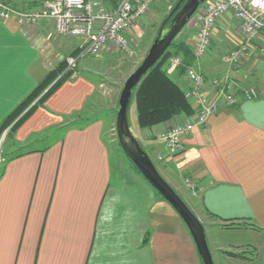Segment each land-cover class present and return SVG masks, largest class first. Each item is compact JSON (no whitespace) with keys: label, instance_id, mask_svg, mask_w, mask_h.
<instances>
[{"label":"crops","instance_id":"0c3cea01","mask_svg":"<svg viewBox=\"0 0 264 264\" xmlns=\"http://www.w3.org/2000/svg\"><path fill=\"white\" fill-rule=\"evenodd\" d=\"M45 1L0 0L32 10ZM119 1L93 0L96 9L115 8ZM241 24L233 13L224 14L206 55L193 58L207 79L227 72L226 56L242 40ZM197 27L192 19L179 43L192 45ZM78 45L51 19L33 25L0 19V125ZM117 54L109 45L82 58L13 133L11 155L0 170V264H203L177 211L107 140V118L83 117L100 92L96 68ZM168 73L186 88L179 71ZM230 76L257 95H241L207 125L196 126L184 151L160 161L159 172L205 225L216 264H264V33ZM164 128L131 126L147 152L158 155ZM187 177L196 180L197 193L187 187Z\"/></svg>","mask_w":264,"mask_h":264},{"label":"built area","instance_id":"2783aa9c","mask_svg":"<svg viewBox=\"0 0 264 264\" xmlns=\"http://www.w3.org/2000/svg\"><path fill=\"white\" fill-rule=\"evenodd\" d=\"M159 1L120 0L115 8L96 9L93 0H46L39 10L16 8L0 2V19L15 18L21 24L31 25L45 18L53 20L59 34L79 39L77 54L66 60V71L75 72L82 58L98 56L109 45L127 58H132L135 52L127 32ZM227 13H233L242 22V40L226 56L229 63L227 73L209 80L197 67L186 64L182 53L170 59L173 66L184 67L187 80L185 92L196 111L176 122H173L174 119L173 123L166 122L160 134L164 152L158 155L159 161H170L182 153L185 137L196 126L207 125L212 116L233 107L241 95L248 98L257 95L253 88L235 85L230 72L245 64L251 46L264 33V0H206L193 16L198 30L191 45L192 53L196 59L206 55L211 46L214 26ZM185 182L192 193H197L195 179L187 177Z\"/></svg>","mask_w":264,"mask_h":264},{"label":"water","instance_id":"95a60500","mask_svg":"<svg viewBox=\"0 0 264 264\" xmlns=\"http://www.w3.org/2000/svg\"><path fill=\"white\" fill-rule=\"evenodd\" d=\"M205 1L186 0L182 5L183 0H179L165 18L146 57L128 77L122 88L119 97V111L117 113V132L125 155L158 193L171 204L187 225L197 246L202 263L216 264L207 239L205 225L199 220L177 190L159 172L147 150L134 135L129 122V111L135 88L162 60L174 40L193 18L199 6Z\"/></svg>","mask_w":264,"mask_h":264},{"label":"rangeland","instance_id":"374dc122","mask_svg":"<svg viewBox=\"0 0 264 264\" xmlns=\"http://www.w3.org/2000/svg\"><path fill=\"white\" fill-rule=\"evenodd\" d=\"M178 2L179 0H160L151 7V9L140 19L139 22H137L131 27V29L129 30L130 35H128V39L135 52L132 58H127L120 52V54L115 55V60L111 61L110 64L108 61L105 68H96L97 72L99 73L97 74L100 82V92L99 95L95 98L94 102L92 100L89 101L87 105V110L85 111V113H83L84 115L83 117L85 118V116L88 115L95 116V115L103 114V116L107 118V121L109 123L108 124L109 127L105 136L111 144H114V146H117L120 150L123 149L119 142V137L117 132V113L119 111V100L118 103L116 101L117 105L115 109L112 110L113 109L112 106L114 104L115 98L116 100L117 98L119 99L122 88L126 80L134 72V70L142 63V61L144 60V58L148 53V50L154 38L156 37V34L161 24L163 23L165 18L170 14L171 10L175 7V5ZM184 30L185 27L182 30V32ZM197 30L198 28L196 29V32ZM175 42L176 43L180 42V35L177 36ZM174 48L175 47L170 49L171 53L164 60L163 66L165 69L168 68L167 69L168 71L170 70L171 71L175 70L177 72L179 71L182 77L186 80L185 71L183 69L184 67L183 66L176 67L170 63V59L174 55L179 54L176 52V49ZM183 56L185 60V55L183 54ZM77 70H78V66L75 71ZM175 118L173 122H176ZM129 122H130V126H133L135 130L139 129L137 122V109L134 102L131 104L130 107ZM163 124H165L166 126V123ZM13 142H14V137L13 134L11 135L10 126H9L5 130L0 132V170L2 169V165L6 161L7 157L11 155L10 147H12ZM149 155L154 161L157 169L160 171L162 164L158 160V154L150 152Z\"/></svg>","mask_w":264,"mask_h":264},{"label":"trees","instance_id":"16d2710c","mask_svg":"<svg viewBox=\"0 0 264 264\" xmlns=\"http://www.w3.org/2000/svg\"><path fill=\"white\" fill-rule=\"evenodd\" d=\"M186 0H183L182 5ZM181 5V6H182ZM176 40V39H175ZM172 43L162 60L140 81L134 90L132 103L137 109L138 126L143 129L172 121L176 116H191L196 109L189 102L185 88L173 79L164 68V60L175 47L177 53L185 55V62L192 64L194 55L186 43ZM77 51L73 53L76 55ZM65 61L58 69L51 72L35 91L29 95L0 125V132L10 126L11 135L16 129L50 96L61 83L73 74L66 71ZM131 103V104H132ZM241 256V254H237ZM248 257V256H245Z\"/></svg>","mask_w":264,"mask_h":264}]
</instances>
